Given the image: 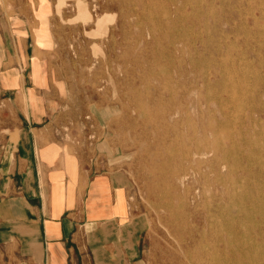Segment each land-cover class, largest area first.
Returning a JSON list of instances; mask_svg holds the SVG:
<instances>
[{"label": "rangeland", "instance_id": "1", "mask_svg": "<svg viewBox=\"0 0 264 264\" xmlns=\"http://www.w3.org/2000/svg\"><path fill=\"white\" fill-rule=\"evenodd\" d=\"M143 1L0 0V147L9 155L15 149L26 167L29 159L18 149L40 142L39 156L31 161L32 204L45 212H37V220L73 221L75 235L61 252L74 255L68 264H211V258L219 264H264V0ZM80 2L88 4L93 19L78 16ZM129 4L150 17L148 24L128 14ZM143 24L147 32L152 24L159 29L146 33L153 45L149 53L142 52L144 43L134 42ZM123 41L129 45L122 47ZM135 58L150 65L135 72ZM216 71L227 84L220 98L218 81L209 77ZM203 77L212 87H204ZM192 81L204 95L212 93L208 108L203 105L213 117L208 123L223 122L228 133L223 144L231 153L221 169L226 181L200 184L216 221L210 234L222 233L227 243L210 239L195 245L186 238L188 230H176L181 222L161 203L169 183L150 167L164 165V157H144L143 132L161 130L170 119L158 104L160 89L167 86L165 103L186 107L184 96L170 91ZM191 110L197 119L199 111ZM181 130L187 133L188 126ZM44 153L51 159L42 158ZM25 167L3 165L4 194L7 184L20 195L28 192L27 180H18Z\"/></svg>", "mask_w": 264, "mask_h": 264}, {"label": "bare ground", "instance_id": "2", "mask_svg": "<svg viewBox=\"0 0 264 264\" xmlns=\"http://www.w3.org/2000/svg\"><path fill=\"white\" fill-rule=\"evenodd\" d=\"M64 1H66V0H64ZM138 1L141 3V6L144 5L143 0H138ZM81 2H82V0H81ZM81 2L78 4V7H79L78 8L79 9L78 16L88 18V21H89V19L92 17H91V13L89 12V9L87 7L88 4L86 5V4H83ZM61 3L63 5L65 2L63 3L61 1ZM58 5H60V4H58ZM190 5H191V3H190ZM61 7H63V6H61ZM127 7H128V9H127L128 14L130 16L137 17L138 20L144 19L146 21V24H148V20L150 19V17L144 15V11H141L140 9H135L130 4L127 5ZM61 14H62L61 8H59V10L57 11L58 18L63 19V17H61ZM115 14H117V13H115ZM107 17H106V20H107ZM116 17L117 16H115V18ZM74 18H76V16ZM84 18H82L83 21H85ZM82 19L79 18V21ZM111 19H112V23H113V20H115V19L114 18H111ZM57 20L58 19L56 17H54L53 18V24H55L57 22ZM75 20L76 19H74V21ZM102 21H103V19L100 21V23H103V26H104L105 23ZM65 23H67V22H65ZM106 23H108V22H106ZM165 23L163 22L164 25H165ZM108 25H109V23H108ZM152 25L150 27H148L149 28L148 32H147V30L145 28L146 26L144 24L139 25L141 30L138 33V36L136 37L134 42L137 44L139 42L144 43V50H142L143 53L144 52L149 53L150 48H152V46H153L151 42L147 41L146 33H149L150 35H152V34L155 35L159 31L157 24H155V27ZM100 26H102V24ZM100 26H98V27H100ZM165 26L168 29L171 26V23L167 22ZM98 31L100 33L101 30H98ZM87 33H89V32H87ZM91 34H90V36L89 35L88 36L91 37L92 36ZM103 34H104V32H103ZM103 34H101V38H102ZM99 36H100V34H99ZM122 44L125 45V47L129 45L128 42H126L124 44V41L121 43V46L123 47ZM170 45H172L173 51H175L176 50L175 49V42L170 43ZM174 55L175 54H173V56ZM241 57H242V55H241ZM58 58H60V57H58ZM223 58H225V57H223ZM131 64L133 65V67H134L133 70L135 72L139 69L144 70V69H146L147 65H150V64L146 65L144 61H141L138 58H135L133 61H131ZM123 65H125V64H123ZM192 67L194 68L193 65H192ZM239 68H240V66H239ZM247 70H248V68H247ZM256 70H258V68ZM192 71L194 72L195 70L193 69ZM151 75L153 76L155 74L152 72ZM183 76L184 77L189 76V73L187 71H185V72H183ZM210 76H213L218 81V85L220 86V89L216 90V94H217L218 98H220L219 96H221V93H223V92L225 93V91H226V87H227V84L225 82L226 80H224V76L219 71H216L213 74L210 73L209 77ZM209 77H203L204 87L205 86L208 88L212 87V81ZM145 78L146 77H144L141 82L145 81ZM166 87L162 86V88L159 91V93H160L159 98L160 99L158 100V104L165 106L166 113H167V110L169 111L167 117L170 119H168V120L165 119L166 121L164 120V126L162 127L161 130L156 129V130H150V131L147 130V131L143 132V138L146 139L145 140L146 141V149L144 151L145 160L148 161V160H151L154 158H159V157H164L163 160H165L164 165L150 166L151 171H153V174L155 175V177L156 178H165L168 181L169 186H170V188L167 190V193H165L164 196H162L161 203L165 208H167V210L169 212H171L170 213L171 215L172 214L175 215L177 217L176 219L181 222L180 226L176 227V230L183 229V228L188 230L186 232V238L190 243L195 244V245L196 244L200 245L202 243L209 241L210 239H215L218 242H222V243L226 242L227 243V236L223 235L222 233L210 234L211 229H213V226H214L213 222H216V221H215V217H212V215L206 209V207H207L206 206L207 205V193H206L205 188L203 189L200 186V184L202 182L208 184V183H211V180H213L214 185L222 186L223 183L226 181V177H224L221 169H223L227 166L229 158H230V153H231L229 148H227L223 144V142H224L223 139L225 136H227L228 133L226 132L227 133L226 134L224 132V129H222L223 128L222 127L223 122H220L219 123L220 125L213 123V122L210 124L208 123V121H210V119L213 117H211L209 109H207V110L203 109V105L205 104L206 107L208 108L209 96H210V100H211V96H212L211 95L212 93L210 91H209L210 94L204 95V88L201 87L199 85V83H197L196 81H192L191 84H189V86H186V87H182V88H180L179 86L174 87L170 91L172 96L174 97V96H178V95H183L185 98V101L187 103L186 107H180V108L174 109L173 106H175V105H173L174 102H172V100L168 104V103H165L164 100L162 99L163 94L165 93V91L167 89ZM214 93H215V91H214ZM194 94L198 95V98H193L192 96ZM147 96L149 98H151L149 93ZM230 96H232V95H230ZM236 99H239V98L237 97ZM80 102H83V100H81ZM231 105L233 106V103ZM238 106H240V105H238ZM184 108H185V111L183 110ZM191 108H196L199 111V115H198L199 117H197V119L196 118L192 119V116H191L192 114L190 112V111H192ZM223 109H224V106L223 107L220 106L219 111L222 113ZM241 110H244V109H241ZM183 115H186V117ZM238 116H240V115H238ZM186 125L188 126V132L187 133L183 132L181 130V127L186 126ZM185 140H188L190 142V145H185ZM140 146H141V144H140ZM162 146L164 147V150L161 152L160 150H161ZM261 161H262V159H259V162H261ZM210 173H214L215 179H211ZM192 175H194V176L191 177ZM191 178H193L192 181H191ZM234 183H236V182H234ZM220 195L221 194L216 195V199L219 200L218 204H217V211H220L221 204H222V196L220 197ZM174 198H176L177 203H176ZM202 206L204 207L203 210H202ZM186 209H188V211ZM170 217L172 218V216H170ZM185 221L191 222V223H187L189 225L188 228H187V226H184V225H187L185 223ZM209 228H210V230H209ZM218 251H219V248H218ZM210 260H211V264H219L218 261L216 260V258H213V259L211 258Z\"/></svg>", "mask_w": 264, "mask_h": 264}, {"label": "crops", "instance_id": "3", "mask_svg": "<svg viewBox=\"0 0 264 264\" xmlns=\"http://www.w3.org/2000/svg\"><path fill=\"white\" fill-rule=\"evenodd\" d=\"M31 98L34 100L33 96ZM50 112L52 113V107ZM39 145H41L40 142H37L35 146L24 142V145L18 149L20 156L29 159L27 161L29 165L27 164L26 167L25 161L16 156L15 149H12L9 155L5 153L6 149L0 147V172L3 165H7V168L11 166L15 171L17 168L25 167L18 180L22 182L27 180L26 190H28L20 195L17 187L7 184L6 189L9 192L4 194L5 178L0 174V183H3L0 185V264H68V261L74 259V255L65 257L61 253L62 249L68 246L69 235L72 238L75 235L73 221L61 223L52 218L45 219L44 222L41 218L37 220V212L39 214L45 212L43 207L41 209L32 204L36 170L31 161L33 157L39 156ZM7 155L9 156L6 159ZM41 156L51 159L52 155L44 153ZM15 174L19 173L15 172ZM58 200L57 205L61 210L62 199L58 198Z\"/></svg>", "mask_w": 264, "mask_h": 264}]
</instances>
